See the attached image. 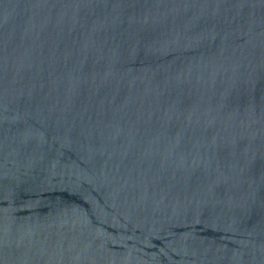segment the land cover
Segmentation results:
<instances>
[{"label": "water", "instance_id": "1", "mask_svg": "<svg viewBox=\"0 0 264 264\" xmlns=\"http://www.w3.org/2000/svg\"><path fill=\"white\" fill-rule=\"evenodd\" d=\"M0 264H264V0H0Z\"/></svg>", "mask_w": 264, "mask_h": 264}]
</instances>
